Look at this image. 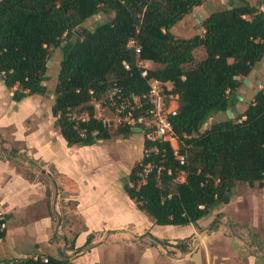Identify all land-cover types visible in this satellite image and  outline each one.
I'll use <instances>...</instances> for the list:
<instances>
[{"label": "trees", "instance_id": "trees-1", "mask_svg": "<svg viewBox=\"0 0 264 264\" xmlns=\"http://www.w3.org/2000/svg\"><path fill=\"white\" fill-rule=\"evenodd\" d=\"M203 1L0 0L2 80L7 88L15 87V100L47 92V62L58 51L51 112L68 145H88L112 137L109 126L95 117L91 99L113 83L125 94L147 92L137 57L157 65L148 70V76L173 83L178 108L170 122L178 137L177 152L184 160L179 161L168 141L147 139L143 130L142 157L124 183L137 206L160 225L196 223L228 202L236 182L264 186V91L258 89L235 118L225 114L237 99V87L264 57V11L246 0H232L201 21L202 35L175 36L170 28ZM98 13L108 18L79 33L74 31ZM199 48L203 56L198 59ZM218 113L224 118L209 122L202 130ZM116 132L126 136L132 127L117 126ZM1 149L7 159L27 162L38 170L45 167L43 161L23 156L15 147ZM148 163L151 169L139 183L138 173ZM47 168L44 176L52 201L61 190L54 167ZM181 172L184 180L178 181ZM28 177L34 174L30 172ZM68 203L75 208L76 200ZM65 212L62 208V215L56 211L52 215L66 221ZM4 235L5 229L0 227V239ZM90 241L88 237L86 245ZM46 259L30 256L0 262L75 264L66 255Z\"/></svg>", "mask_w": 264, "mask_h": 264}, {"label": "crops", "instance_id": "crops-1", "mask_svg": "<svg viewBox=\"0 0 264 264\" xmlns=\"http://www.w3.org/2000/svg\"><path fill=\"white\" fill-rule=\"evenodd\" d=\"M246 1L264 11V0ZM231 3L204 0L170 31L180 37L202 35L201 21ZM244 79L235 90L231 118L241 114L264 85L263 58ZM13 89L0 75V212L5 221L0 260L66 255L75 264H264V186L236 182L228 202L196 223L156 224L124 188L143 154L142 131L132 128L126 136L68 145L54 123L53 97L36 93L15 100ZM223 118L214 115V120ZM2 146L15 147L45 167L38 170L7 159ZM49 165L61 190L52 201L44 176ZM62 199L76 200L75 208L65 212L66 221L52 215H62Z\"/></svg>", "mask_w": 264, "mask_h": 264}, {"label": "built area", "instance_id": "built-area-1", "mask_svg": "<svg viewBox=\"0 0 264 264\" xmlns=\"http://www.w3.org/2000/svg\"><path fill=\"white\" fill-rule=\"evenodd\" d=\"M133 44V41H130ZM135 50L139 52V46L135 45ZM150 60L136 58V66L140 69V75L144 78L148 89L142 95L135 93L125 94L120 86L113 83L98 97H92L91 104L95 110V117L103 123L108 124L111 119L117 126L140 127L145 130V137L150 140L168 141L174 149V153L182 163L184 156L178 154V137L172 129L170 117L177 112L178 94L173 91L171 81L162 80L153 76H148ZM124 67L128 65L124 63ZM264 91V85L260 86ZM108 105L112 109V114L98 113L96 109ZM151 169V164H145L138 173L139 183L143 182L147 173ZM176 180H184V173L181 172ZM0 227H5V221L0 212ZM46 261V257H41Z\"/></svg>", "mask_w": 264, "mask_h": 264}, {"label": "rangeland", "instance_id": "rangeland-1", "mask_svg": "<svg viewBox=\"0 0 264 264\" xmlns=\"http://www.w3.org/2000/svg\"><path fill=\"white\" fill-rule=\"evenodd\" d=\"M108 16L102 14V13H98L94 16H92L91 18L85 20L80 26H78L74 31H76V33H79L80 30H82L83 28L85 27H89V28H92L94 27L99 21L101 20H105L107 19ZM74 37V36H73ZM72 37V38H73ZM196 56L197 58H200L201 56V52L197 50L196 52ZM60 58V55H59V52L56 51L55 53H53L51 59L49 60L50 63L47 65V73L49 74V78L50 80L47 82V88H48V93H47V96L48 98H52L54 92H53V89H54V86H55V83H56V78H55V73L57 71V67H58V64H57V61L58 59ZM157 65L153 62L149 63V67L150 68H154L156 67ZM52 92V93H51ZM98 110V111H97ZM96 111L100 114L102 113H108L109 115L112 114V109L111 107H109L108 105H104L102 107H99L98 109H96ZM81 116H86L85 113L81 112L80 113ZM213 121V120H212ZM209 122H211L209 119L206 121L205 125L203 126L202 130L209 124ZM108 126L112 132V134H117L116 130H117V124L115 123V121L113 120H109L108 121ZM141 135L143 136L144 138V133L143 131L141 132ZM62 206L63 208L67 211V213H69L71 211V206L70 204L68 203L67 204V201H63L62 202Z\"/></svg>", "mask_w": 264, "mask_h": 264}, {"label": "water", "instance_id": "water-1", "mask_svg": "<svg viewBox=\"0 0 264 264\" xmlns=\"http://www.w3.org/2000/svg\"><path fill=\"white\" fill-rule=\"evenodd\" d=\"M195 15H196L197 19L200 20V17L198 16V14H195ZM263 59H264V57H263ZM49 63H50V61L47 62V64H49ZM244 82H247V80L244 79ZM47 93H48V91L45 92V94H47ZM51 93H52V92H51ZM39 94H44V93H39ZM225 112H226L228 118H231L232 115H231V113H230V109L227 108V109L225 110ZM209 120H210V121L214 120V115L211 116V117L209 118ZM133 129H134V130L142 131V128H140V127H133Z\"/></svg>", "mask_w": 264, "mask_h": 264}]
</instances>
